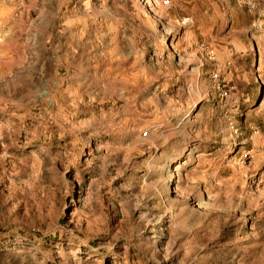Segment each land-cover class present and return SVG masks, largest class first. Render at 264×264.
Instances as JSON below:
<instances>
[{
	"label": "rangeland",
	"instance_id": "1",
	"mask_svg": "<svg viewBox=\"0 0 264 264\" xmlns=\"http://www.w3.org/2000/svg\"><path fill=\"white\" fill-rule=\"evenodd\" d=\"M0 0V264H264V0Z\"/></svg>",
	"mask_w": 264,
	"mask_h": 264
},
{
	"label": "built area",
	"instance_id": "2",
	"mask_svg": "<svg viewBox=\"0 0 264 264\" xmlns=\"http://www.w3.org/2000/svg\"><path fill=\"white\" fill-rule=\"evenodd\" d=\"M163 3H164V4H167L168 2L165 0Z\"/></svg>",
	"mask_w": 264,
	"mask_h": 264
}]
</instances>
